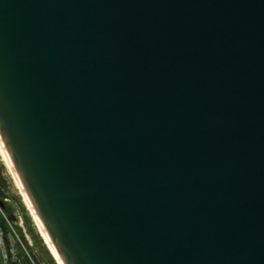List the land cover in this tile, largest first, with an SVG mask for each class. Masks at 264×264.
I'll return each mask as SVG.
<instances>
[{
	"label": "water",
	"instance_id": "1",
	"mask_svg": "<svg viewBox=\"0 0 264 264\" xmlns=\"http://www.w3.org/2000/svg\"><path fill=\"white\" fill-rule=\"evenodd\" d=\"M0 142L62 264H264V0H0Z\"/></svg>",
	"mask_w": 264,
	"mask_h": 264
},
{
	"label": "flooded vegetation",
	"instance_id": "2",
	"mask_svg": "<svg viewBox=\"0 0 264 264\" xmlns=\"http://www.w3.org/2000/svg\"><path fill=\"white\" fill-rule=\"evenodd\" d=\"M1 161L0 264H49L50 249H43L34 218Z\"/></svg>",
	"mask_w": 264,
	"mask_h": 264
},
{
	"label": "bare ground",
	"instance_id": "3",
	"mask_svg": "<svg viewBox=\"0 0 264 264\" xmlns=\"http://www.w3.org/2000/svg\"><path fill=\"white\" fill-rule=\"evenodd\" d=\"M0 157H1L2 161L4 162V164L6 165V167L8 168V170L10 171V173H11V175H12V177H13V179H14V181H15L17 187H18L19 192L21 193V195H22L23 198H24V201H25V203H26V206L29 208V210H30V212H31V214H32V216H33V218H34V221H35V223H36V226L38 227V230H39V232H40V235H41V237L43 238L45 244L48 245V247H49V249H50V251H51V254H52L53 258L55 259V261L57 262V264H62L61 261H60V259H59L58 256H57V254L55 253V251H54V249H53L51 243L48 241V239H47V237H46V235H45L43 229L41 228L40 224L38 223V221H37V219H36V217H35V215H34L32 209H31V207H30V205H29V203H28V201H27V199H26V197H25V195H24V192H23V190H22V188H21V186H20V184H19V182H18V180H17V178H16V176H15L13 170H12V167H11V165H10L8 159H7V156H6V154H5L4 150H3V147H2L1 142H0Z\"/></svg>",
	"mask_w": 264,
	"mask_h": 264
},
{
	"label": "rangeland",
	"instance_id": "4",
	"mask_svg": "<svg viewBox=\"0 0 264 264\" xmlns=\"http://www.w3.org/2000/svg\"><path fill=\"white\" fill-rule=\"evenodd\" d=\"M2 159H1V157H0V161H1ZM2 162V161H1ZM2 164H3V162H2ZM4 165V164H3ZM4 167L6 168V170L8 171V173L10 174V176H11V173H10V171L8 170V168L4 165ZM37 232V231H36ZM38 234V233H37ZM40 237V236H39ZM40 239H41V242H43V245H42V247H43V249L44 250H48V247L46 246V244H45V242L43 241V239L40 237ZM45 246V247H44ZM49 264H57V262L55 261V259L53 258V256H52V254H51V251L49 250Z\"/></svg>",
	"mask_w": 264,
	"mask_h": 264
}]
</instances>
